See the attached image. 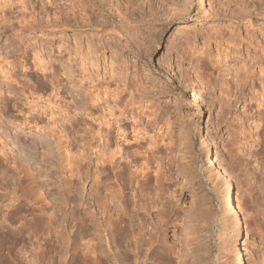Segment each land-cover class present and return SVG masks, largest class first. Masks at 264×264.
<instances>
[{
	"label": "rangeland",
	"instance_id": "374dc122",
	"mask_svg": "<svg viewBox=\"0 0 264 264\" xmlns=\"http://www.w3.org/2000/svg\"><path fill=\"white\" fill-rule=\"evenodd\" d=\"M30 1L37 7V12L41 10V2L46 3L50 14L37 15L36 10L28 3V12H36L37 15L35 29L30 25L26 29H20L15 23L16 19L13 20L15 14L8 12L9 10L5 14L10 21L13 20L15 29L22 30L26 44L42 45L43 55L53 69L39 73L35 72V68L27 69L26 72L17 67L12 69L19 76L17 82H12L14 93L7 91L8 86L1 82L3 78L0 76V154L2 155L5 148L2 146L7 143L5 151L8 152V157H12L10 174H16L14 166L26 165L25 168L32 175V183L19 198L22 190L16 184L17 179H0V197L6 191H9L10 196L16 195L12 209L18 210L10 222L3 219V214L9 212L8 208H3L0 212V226L3 224L4 230L9 227L14 233L24 228L27 236L25 243L17 245L20 264H59V254L64 246V239L68 237V264H72V253L77 255L76 249L88 253V248L95 243L108 252L109 264L125 262L123 255H120L123 247L117 245L116 237L114 238L111 231L113 226L109 227L107 222H103L109 217L108 214L114 220L117 218L120 204L112 197V190L119 188L117 177L111 175L108 179L111 186L106 197L109 213L106 214L107 217L98 214V217L101 215L98 223V217H93L92 220L89 218L91 212L99 211L96 196L93 195L94 190L92 191L94 179L85 178L84 175L80 180L79 174L73 177L70 169L74 164H68L69 161L74 162L75 158L76 161L79 160V156L83 154L81 151L84 144L90 139L89 129L100 127L98 121L85 112V105L89 101L85 89H90L92 84L82 86L78 81L70 84L64 78L62 83L66 84L68 81L70 86L66 91L53 78V72L61 70V66H69V63L77 67L78 78L88 79L89 73L90 78L103 84H100L103 88L110 86L108 104L115 106V114L124 119L123 126L130 133L127 143L134 139L131 141L132 149L127 147L123 152L124 158H121L122 161L120 159L122 165L130 167V170L137 167L132 163V156L129 157L127 153L129 149L140 152L138 155L142 156V160L149 158L152 161L148 166L150 169L144 168L146 171L150 170L149 176L152 174L149 183L143 182L138 186L122 185L128 198L130 214L133 215L134 226L138 227L141 220H146V227L150 226L146 231H153L158 236V239L155 238L163 242H157L159 245L156 250L159 252L161 249L157 256L159 258L151 256L147 263L154 264L156 260L155 264L163 261L162 264H191L198 254L201 260H197L202 261V264H234L236 250L240 248L245 254L244 264H264V75L260 71L264 59L258 60L257 54L260 53L256 54L253 46L248 47L254 34L264 43V0H206L204 6L197 0ZM16 7L15 10H21L19 6ZM241 10L251 21L248 18L240 17V21L236 17L230 18L231 11L235 14L238 12V16ZM3 14L4 11L0 9V15ZM27 15L29 16L28 13ZM2 21L0 19V62L8 66V62L15 60L11 63L15 67L20 55L15 45L18 44V37L9 25L11 22L4 25ZM232 27L242 30L239 37L241 40L246 38V41L239 40L235 46L237 51L233 48L232 54L226 56L223 49H228L227 43L220 39L218 33L219 30L223 31L228 37ZM246 27L250 28L249 32ZM77 41L83 45L77 44ZM51 42L55 43L54 48L45 45ZM63 43L71 48L70 54L67 50L59 52L57 46ZM89 44L94 48L100 46V49L106 50L108 56L113 57L116 80L112 78L106 83L111 73L103 65L87 64L88 72L80 70L82 52L88 49ZM255 45L258 46L256 41ZM208 54L210 59L206 56ZM249 54L253 57V61L248 62L250 70L255 72H251L252 75L243 72L245 70L240 62L244 57L249 58ZM69 57L71 60L68 61ZM33 58L32 51V61L29 63L31 66ZM71 85H74L73 89ZM192 86L201 95L200 112L198 107L191 104L192 98L187 89ZM22 88L26 91L23 92ZM119 90L122 91L121 96L116 97ZM25 92L27 95L31 93L28 98ZM99 114L101 112L97 111L95 115ZM25 118L28 124L22 125ZM6 122L10 124L9 130L13 132L17 126L22 127L23 139L27 141L42 137L44 143L48 142L45 146L50 149L48 155L44 156L46 159L43 157L45 161L41 165L37 163L39 160L26 154L12 142V131L10 136L4 133L7 129ZM46 126L50 127L47 129ZM50 128L63 133L59 132L62 136V149L55 144L56 139L50 136ZM134 128L138 131L142 129L139 132L142 136L139 139L141 143H135ZM104 129L105 125L102 126V130ZM202 135L209 138L213 156L231 182L236 203V219L226 210L222 193L224 179L214 167H206L204 160L199 157ZM149 147L150 152H147ZM85 153L88 150L85 149ZM72 157L75 158L72 160ZM87 170L93 173L95 166L89 168L86 161L81 171ZM68 183L76 186L78 184V191L75 188L77 192H67ZM144 203L148 204L146 211L142 209ZM56 211L65 216V221L60 220L54 224L49 222L48 217ZM76 213H89L87 222L76 220ZM1 232L2 229L0 234ZM165 248L168 252L164 251ZM180 252L182 255H178ZM144 253L141 254V259ZM91 256L93 254L87 257H90L88 264H91Z\"/></svg>",
	"mask_w": 264,
	"mask_h": 264
},
{
	"label": "bare ground",
	"instance_id": "6f19581e",
	"mask_svg": "<svg viewBox=\"0 0 264 264\" xmlns=\"http://www.w3.org/2000/svg\"><path fill=\"white\" fill-rule=\"evenodd\" d=\"M198 3H200V5L204 6V4H206V0H197ZM51 1H49L50 3ZM31 6L34 8V10H36L37 12V7L35 6L34 3H32V1L30 0H0V9L1 11H4V14L3 15H0V19L3 20L2 22L4 23V25H6L8 22H11V24H9L11 27H12V30L14 29V34L15 36L18 37V41H16L18 44L15 43L16 47L18 48V50L20 51V55L18 57V60H17V64H15L16 66L14 67V64H11L13 63L12 61L11 62H8L7 65L12 67L13 68H9L8 66L2 64L0 62V76L1 78H3V81H1L2 83L5 82L6 85L8 86V89L7 91H9L10 93L13 92V83L14 81L17 82V72H15V70L13 71L12 69H17V68H21L23 69L25 72L27 69H33L35 68V72L36 73H39V71L41 72H50L51 69H53V66L52 64H49L47 62V60L45 59L44 55H43V47L42 45H35L34 46H37V47H34L33 46V43L32 44H26V37L24 38V36L22 35V30H20L21 28L23 29H26L28 28V26L30 25L31 27L33 26V28L35 29L34 26H37L36 22H38L37 20V15L39 14H42L43 16L47 15V13L49 14V11L48 10V5H46V3L44 2H41V10H39L37 12V15L34 13L32 14L31 12L29 13L28 11V6L30 4ZM52 3V2H51ZM16 6H19L20 7V11H17L15 10V7ZM17 8V7H16ZM240 8V7H239ZM50 9V8H49ZM243 9V8H242ZM9 10V11H8ZM11 10V11H10ZM33 10V9H32ZM86 10V9H85ZM230 10V9H229ZM234 10V9H233ZM12 12L14 13L15 15H13V20L16 19V24L17 26L19 25L20 26V29H15L16 26H14V22L13 20L11 19V21L9 20V18L6 16V12ZM243 11L245 12V10L243 9ZM7 12V13H8ZM17 12V13H16ZM87 12V11H86ZM188 12V10H187ZM244 12L242 13V10H241V16L237 15V13L235 14L234 11H231L230 13V18L233 19L234 17L236 18H239V21H240V17L241 18H248L247 20H250L249 16L247 17V14L244 15ZM27 13L29 14V16L27 15ZM180 13V12H179ZM247 13V12H246ZM249 13V11H248ZM239 14V13H238ZM50 15V14H49ZM56 15V14H55ZM89 15V14H88ZM250 15V14H249ZM29 18H28V17ZM41 16V15H40ZM42 16V18H43ZM48 16V15H47ZM87 16V15H86ZM251 16V15H250ZM91 17V16H90ZM89 17V18H90ZM252 17V16H251ZM41 18V19H42ZM45 18V17H44ZM43 18V19H44ZM84 18V17H83ZM86 18V17H85ZM235 18V19H236ZM42 19V21H43ZM57 19V18H56ZM87 19H88V16H87ZM245 19V20H246ZM252 19V18H251ZM49 20V19H48ZM86 20V19H85ZM242 21H245L243 19H241ZM57 21V20H56ZM90 21V19H89ZM251 21V20H250ZM248 21V22H250ZM1 22V23H2ZM247 22V21H246ZM245 22V23H246ZM57 23V22H56ZM252 23V22H251ZM250 23V24H251ZM39 24V23H38ZM46 24V23H45ZM51 24V23H50ZM61 24V23H60ZM66 24V23H64ZM247 24V23H246ZM249 24V23H248ZM8 25V26H9ZM57 25V24H56ZM255 25V24H254ZM264 25V24H263ZM39 26V25H38ZM47 26V25H46ZM59 26V25H58ZM226 26V25H225ZM224 26V27H225ZM247 26V25H246ZM252 26V25H251ZM260 26V25H259ZM48 27V26H47ZM53 27V26H52ZM261 27V26H260ZM264 27V26H263ZM226 28V27H225ZM247 28V31L249 32L250 28L249 27H246ZM213 29V28H212ZM228 29V28H227ZM7 30V29H6ZM214 30V29H213ZM223 30V29H222ZM264 30V29H263ZM2 31V30H1ZM42 31V30H41ZM230 32V35H228V37H226L225 33L220 32L219 30V37L220 39L223 41H226L227 43V46H228V49H223V54L225 52L226 56H229L232 54V49L234 48L236 50V47L237 46V43L240 42L239 40L240 37L239 35L241 34V31H238L237 30V27L236 28H231V30H229ZM13 32V31H12ZM21 32V33H20ZM228 33V34H229ZM1 34V33H0ZM210 34V33H209ZM217 34V33H216ZM249 34V33H248ZM251 34V33H250ZM255 35V34H254ZM252 36V39L250 40V43H248V47L250 46H253L254 47V50L256 51L255 53L257 54L258 52L260 54H257V59L258 60H263L264 59V43H262V39L260 41L259 37L256 38L255 36ZM262 35L264 36V32H262ZM251 36V35H250ZM217 37V36H216ZM242 37V36H241ZM12 38V37H11ZM14 38V37H13ZM12 38V39H13ZM82 38V37H81ZM207 38V37H206ZM210 38V37H209ZM208 38V39H209ZM212 38V37H211ZM245 38V37H243ZM246 39V38H245ZM245 39H242L244 41H246ZM256 39V40H255ZM10 40V39H9ZM45 40V39H44ZM77 40V39H76ZM81 40V39H80ZM241 40V42H242ZM7 41V40H6ZM46 41V40H45ZM243 41V42H244ZM255 41L256 43L258 44L255 45ZM13 42V41H12ZM34 42V41H33ZM36 43V42H34ZM77 44L79 43V41L76 42ZM102 43V42H101ZM208 43V42H207ZM82 44V42L79 43V45ZM94 44V43H93ZM263 44V45H262ZM45 45H47L49 48H54L55 46V43L51 42V43H46ZM83 45V44H82ZM81 45V46H82ZM96 45V44H94ZM104 45V44H103ZM109 45V44H108ZM14 46V42H13V45L12 47ZM11 47V45H10ZM15 47V46H14ZM13 47V48H14ZM98 47V46H97ZM95 47V48H97ZM100 47V46H99ZM97 48L95 49L94 46L91 44H89V46L87 47L88 49L86 51L83 50L82 52V67L80 68V70H83L84 73L88 72L87 71V64H91V66H99V65H103L105 66V69L108 70V73H111L110 75H108V78L106 79V81L109 79H112L115 78V75H117L115 72H114V68H113V62H112V58L113 57H110L107 55V52L106 50L104 49H100V48ZM113 47V46H112ZM224 47V46H223ZM222 47V48H223ZM57 48L59 49V52L63 53L65 50H67L68 52L71 50V48H69L68 46H66L64 43L63 45L62 44H58ZM78 48H80L78 46ZM77 48V50H78ZM82 48V47H81ZM107 49V47H105ZM251 48V47H250ZM76 49V48H75ZM248 49V48H246ZM113 50V49H112ZM240 50V49H238ZM249 50V49H248ZM14 51V50H12ZM33 51V55H34V61L32 62V66L30 65L31 62H30V57H31V53ZM108 51V50H107ZM237 51V50H236ZM250 51V50H249ZM248 51V52H249ZM72 52V50H71ZM115 54V52H113ZM205 53V52H204ZM209 53V52H208ZM70 54V52H69ZM81 54V53H80ZM207 54V52H206ZM255 54V55H256ZM1 55V54H0ZM78 55V54H76ZM251 54L248 55L249 58H242L240 59L241 61V65L242 67L244 68L245 71L243 72H246V74H251L252 72V69L250 70L249 68V60H252L253 61V57L250 56ZM81 56V55H80ZM115 56V55H114ZM207 58L210 59V55H206ZM209 56V57H208ZM110 57V58H109ZM213 57V56H212ZM241 57V56H240ZM118 58V57H116ZM6 59V58H5ZM3 59V60H5ZM111 59V61H110ZM255 59V58H254ZM2 60V59H1ZM71 60V57L68 58V61ZM115 59H113L114 61ZM214 60V59H213ZM239 60V59H238ZM32 61V60H31ZM218 61V60H217ZM255 61V60H254ZM5 62V61H4ZM30 63V64H29ZM217 63V62H216ZM251 63V62H250ZM264 63V62H263ZM64 64V63H63ZM116 64V63H115ZM221 64V63H220ZM219 64V65H220ZM30 65V66H28ZM120 65V64H119ZM112 66V68H111ZM214 66V65H213ZM8 67V68H7ZM17 67V68H16ZM62 68H60L61 70H58V71H55L53 72L52 74L54 75L53 78H55V80L58 82V84H61V88L63 90L66 89L69 90L70 86H68V81L71 83H76L75 81H78V82H81L82 86H84L85 84L87 83H90L92 84L91 85V88L86 90V93H87V96H88V99L89 101L87 102V105H85V109L87 111V114L89 116H91V118L95 121H98V125L100 126L98 129H95V128H90L89 129V137L90 139L88 140V142H86L84 144V147L85 145L87 144V147H83V150L81 152H83V154L81 153V157L79 156V160L76 161V158L74 159L73 157L71 158L72 160L74 159V162H68L69 166H71L72 164V167L70 169L71 173H72V176H78V178L80 179V177H82L83 179V176L85 175V178L87 177H91L92 179H94L93 181V187L94 189H92V191L95 193H93L94 197L96 196V203H98V206H99V211L97 210H94L93 213L91 214L90 213V216L89 218L92 220L93 217H98V214H101L103 216H105L106 214L109 213V208H108V201L106 199L107 197V191L109 189H111V186H109V181L108 179L110 178L111 175H113L114 177H117V182L119 183V188H114L112 190L113 192V196L114 197L113 199H115L119 204H120V208L118 210V213L117 214V218L114 220L113 216H111L110 214L109 217H106L105 218V221L103 222H107V225H109V227L113 226V230H111L113 232V236L114 238L116 239L115 241L118 242V246H120L122 248V250L120 251L121 254L120 255H123V261L124 264H148L147 261L151 258V256H153V258L156 256V258L158 259L159 257L158 254L160 255V250L158 252V250H156V247L157 245V242L159 240H157L158 236L156 237L155 236V233L153 234L152 232H148V230L146 231V229H148V227L150 226H147L146 227V224L144 223L145 221H142L140 223H138V227H135L134 226V223H133V215L130 214V207H129V204H128V198L126 197V194L125 192L123 191V187L122 185L123 184H126V185H134L136 184L138 186V184L140 185V183H149L150 182V176L152 177V174L149 176V171L150 170H145L144 168H149V164H150V161L151 159L147 158L146 160H142V156L141 155H138L140 152H138L136 149L134 150H130L132 149V142L133 140H130L129 143H127V140L129 138L128 137V131H127V127L125 128L123 125L124 123L123 122V118L122 117H118L116 114H115V111H114V107L110 106L108 103V98H107V95H109L111 93V91L109 90L108 87H105L103 88L101 85L100 82H96V79H93V78H90V74L88 73V79H84V78H78V74H77V67L75 66V64L73 63H69V66H61ZM236 67V66H234ZM109 68L111 69V71H109ZM123 68V67H122ZM122 68L120 70H122ZM217 68L218 65H217ZM221 69V68H220ZM228 69V68H227ZM235 69V68H234ZM57 70V69H56ZM217 70V69H216ZM123 71V70H122ZM228 71V70H227ZM260 71H261V74L264 75V65L260 67ZM19 73V72H18ZM226 73V72H225ZM255 73V72H252V74ZM258 73V72H257ZM17 74V75H16ZM251 74V75H252ZM260 74V75H261ZM48 75V74H47ZM51 75V74H50ZM119 75V74H118ZM245 75V74H244ZM245 75V76H247ZM249 75V76H251ZM19 77V76H18ZM38 77V76H37ZM252 77V76H251ZM66 78L68 81L66 84L62 83L63 79ZM89 78H90V81H89ZM124 78V77H123ZM237 78V77H236ZM245 78V77H244ZM255 78V77H254ZM122 79V78H121ZM238 79V78H237ZM246 79V78H245ZM85 80L86 82L84 83ZM123 80H126V79H123ZM106 82V83H109V82ZM246 81V80H245ZM13 82V83H12ZM55 82V81H54ZM66 82V81H65ZM248 82V81H247ZM263 83V82H262ZM101 84V85H100ZM119 85V84H118ZM2 86V84H1ZM72 86V89L74 88V85H71ZM263 89H264V84L262 85ZM12 87V88H11ZM59 87V86H58ZM119 87V86H118ZM121 89V88H120ZM24 89L22 88V91ZM78 90V89H77ZM124 90V89H123ZM2 91V90H1ZM20 91V90H19ZM26 91V90H24ZM23 91V92H24ZM187 91L189 92L190 94V97L192 98L191 100V104L198 107L199 109V112L201 111L200 110V100H201V95L200 93L197 91V89L195 87H189L187 89ZM22 92V93H23ZM115 92V90H114ZM119 92L117 96H121V90L117 91ZM26 93V92H25ZM31 94V93H30ZM29 94V95H30ZM7 95V94H6ZM27 95V93H26ZM26 98H28V96ZM114 95V94H113ZM9 96V95H7ZM115 96V95H114ZM6 97V96H5ZM4 98V97H3ZM9 98V97H8ZM11 98V97H10ZM115 98V97H114ZM85 99V98H84ZM87 99V98H86ZM264 100V99H262ZM260 101V100H259ZM262 102V101H261ZM37 103V102H36ZM264 103V102H263ZM6 104V102H5ZM4 104V105H5ZM15 104V103H14ZM8 106V104H6ZM37 105V104H36ZM114 105V104H113ZM13 106V105H12ZM118 106V105H117ZM34 107V106H33ZM15 108V107H14ZM10 110V109H9ZM34 110V109H33ZM92 110V111H91ZM3 111V110H2ZM69 111V110H67ZM97 111H100L101 114L99 115H95ZM5 112V111H4ZM66 112V111H65ZM75 112V111H74ZM124 111L122 110L121 114H123ZM53 115V113H52ZM51 115V116H52ZM67 116L69 114H66ZM19 116V115H18ZM23 117V116H22ZM26 119V118H25ZM126 119V118H125ZM16 120V119H15ZM21 120V119H20ZM24 121V120H23ZM27 119L24 121L25 123L22 122V125L23 124H28L27 122ZM56 121V120H55ZM83 121V119H82ZM12 122V121H10ZM20 122V121H19ZM29 122V121H28ZM50 122V121H49ZM54 122V121H53ZM57 122V121H56ZM21 123V122H20ZM30 124V123H29ZM259 124V123H258ZM10 124H7L6 122V127L7 129H5L6 131L4 133H6L7 135L10 136V134L13 132V130H9ZM37 125V124H36ZM105 125V129L102 130V126L104 127ZM128 125V124H127ZM39 126V125H38ZM129 126V125H128ZM138 126V125H137ZM36 127V126H35ZM42 127V126H41ZM39 127V128H41ZM47 127V126H46ZM50 126L47 127V129L49 128ZM55 127V126H54ZM136 127V126H134ZM43 128V127H42ZM57 128V127H55ZM55 128H50L49 133L51 134L50 136L54 137L56 139V143L58 148L60 147L61 148V145L63 144L62 143V140L60 139L62 136L59 134L58 130L56 131ZM45 129V128H43ZM87 129V128H86ZM21 130H22V127H18L16 128V130H14L15 132H13L14 134V137L12 138V142H14V144H16L20 150H22L23 152H25L26 154L30 155L31 157L33 158H36L37 159V163L38 164H42L43 161H45V157L46 155H48V151L49 149L47 148V146H45L46 143H44V141L42 140V137L39 139V138H33L32 140L30 141H27V139H23V136H22V133H21ZM137 129L134 128L133 132L135 133L133 137H135V143H141V141L139 140L140 137H142L140 135V130L142 131V129H139V131L137 132L136 131ZM12 131V132H11ZM88 131V130H86ZM43 132V131H42ZM63 132V131H62ZM61 133V132H60ZM44 134V133H43ZM63 134V133H61ZM130 134V133H129ZM45 138V137H44ZM86 138V136H85ZM54 139V140H55ZM61 141H60V140ZM64 139V138H63ZM66 139V138H65ZM142 139V138H141ZM86 140V139H85ZM132 141V142H131ZM140 141V142H139ZM5 144V143H4ZM53 144V143H51ZM135 144V145H136ZM155 144V143H154ZM6 145L7 143L5 144V146H2L5 147L3 152H2V155L0 156V174H1V177L0 179H8L9 177L11 178H14L15 180L17 179V183L18 184L17 186H19V189L22 190V194L21 195H18V198L19 197H22L25 193H26V189L27 187L32 183V175H31V172L29 170H27V167L26 165H23V166H14V169L13 170H16V174H13L11 173L10 174V167H11V164L12 163L11 161V156L8 157V152H6ZM48 145V144H47ZM60 145V146H59ZM125 145V146H124ZM140 146V144H138ZM200 155L199 157L202 158V161L204 160V164L206 165V167H211V168H215V170L217 171V173L220 175L221 178L224 179V182H225V186L223 187L222 189V193H223V200L225 202V205H226V210H227V213L233 217V218H237V212L235 210V201H234V197H233V188L231 186V182L230 180L228 179V176L226 175V172L225 170L223 169V167H221L216 159L214 158L213 156V149L211 148V144L209 142V138L207 136H204L202 135L201 139H200ZM49 146V145H48ZM56 146V145H55ZM64 146V145H63ZM81 146V145H80ZM124 146V147H123ZM153 146V145H152ZM127 147H131L127 153H129V157L132 156V163H134L137 167L135 170H130L131 168L130 167H125L122 165V162H120V159L124 158L123 156V152L127 149ZM151 147V146H150ZM147 148V152L148 150L150 149ZM67 148V147H66ZM64 149V147H63ZM82 149V148H81ZM85 149L88 150V153L86 154L85 153ZM154 149V147H153ZM152 149L153 153L155 152L154 150ZM158 149V148H157ZM156 149V150H157ZM12 150V149H11ZM59 150V149H58ZM66 150V149H65ZM146 151V150H145ZM58 152V151H57ZM62 152V151H61ZM150 152V150H149ZM24 153V154H25ZM63 153V152H62ZM79 153V152H78ZM152 153V152H151ZM150 153V154H151ZM141 154V153H140ZM149 154V155H150ZM49 155H50V152H49ZM45 156V157H44ZM70 156V154H69ZM141 156V157H140ZM151 156V155H150ZM45 159H44V158ZM48 157V156H47ZM77 157V156H76ZM153 158V156H151ZM66 158V157H65ZM35 159V161H36ZM121 159V161H122ZM141 159V160H140ZM67 160H70L69 158ZM140 160V162H139ZM64 161V160H63ZM76 161V162H75ZM87 161V165L89 166V168L95 166V171L92 173L85 171H81V168H83V165H84V162ZM142 161V162H141ZM14 162V161H13ZM152 162V161H151ZM36 163V162H35ZM62 163V162H61ZM131 163V164H132ZM141 163V164H140ZM10 164V165H9ZM67 164V163H66ZM67 164V165H68ZM133 164V165H134ZM44 165V164H43ZM76 165V166H75ZM140 165V167L138 166ZM10 166V167H9ZM66 166V165H65ZM64 166V167H65ZM151 166V165H150ZM42 167V166H41ZM66 168V167H65ZM140 170H138V169ZM30 173H29V172ZM152 173V172H150ZM36 176V175H35ZM38 176V175H37ZM158 176V175H157ZM161 176V175H160ZM8 177V178H7ZM10 178V179H11ZM40 178V177H39ZM13 179V180H14ZM80 179V180H82ZM78 180V181H80ZM158 180H161V179H158ZM8 182V181H7ZM36 181H34L35 183ZM69 184V183H68ZM142 185V184H141ZM145 185V184H144ZM78 186V184H77ZM77 186L74 184V183H71L68 185V188H67V192H77L78 191V188ZM143 186V185H142ZM34 188V187H33ZM77 191H76V189ZM17 190V189H16ZM79 190H80V187H79ZM19 191V190H18ZM140 191V189L138 190ZM142 191V190H141ZM7 192V191H6ZM4 193L1 197H0V212L3 210V208H8L9 209V212L8 213H5L3 214V219L5 221H8L10 220V222L14 219L15 217V212L18 211H14L12 209V207H14V201H16V195L15 196H10L11 194L10 193ZM15 192V191H14ZM111 192V193H112ZM34 193V192H33ZM71 193V194H72ZM19 194V193H18ZM36 194V193H34ZM69 194V193H68ZM77 194V193H76ZM73 195V194H72ZM92 195V193H91ZM146 195V194H145ZM138 196V195H137ZM74 197V196H73ZM78 197V196H77ZM142 197V196H141ZM145 197V196H144ZM155 198V197H154ZM158 198V197H157ZM8 200V201H7ZM157 200V199H156ZM7 201V202H6ZM18 201V200H17ZM148 201V200H147ZM6 202V203H5ZM67 202V201H66ZM148 203V202H147ZM147 203H144V205L140 206L142 207L143 210L146 211L147 209ZM67 205V204H66ZM93 205V204H92ZM150 205V204H149ZM91 206V205H90ZM97 206V205H96ZM147 206V207H146ZM95 207V206H94ZM152 207V206H151ZM11 208V209H10ZM20 208V207H19ZM93 208V207H92ZM24 209V208H23ZM95 209V208H94ZM118 209V208H117ZM163 209V208H162ZM149 210V208H148ZM166 211V210H165ZM161 213V211H160ZM54 215H51L48 217L49 219V222L50 223H56L60 220H63L65 221V216H62L60 214H58V212L56 211L55 213H53ZM89 214V213H88ZM88 214H82V213H76L74 214L76 220L80 221L81 223H85L87 222V219H88ZM159 214V213H158ZM101 215H99L98 217V223H99V220L101 219ZM161 216V215H160ZM40 217L43 218V215H41ZM116 217V216H115ZM141 217V216H140ZM74 218V219H75ZM103 218V220H104ZM144 218V217H143ZM139 219V218H138ZM145 219V218H144ZM159 219V218H158ZM161 219V218H160ZM95 220V218L93 219ZM96 221V220H95ZM94 221V222H95ZM140 221V220H139ZM165 222V221H164ZM101 223V222H100ZM147 223V222H146ZM106 225V224H105ZM158 225V224H157ZM4 226L2 224V226H0V229H2V232L0 234V264H14V263H18L20 264V260L18 258H20V255L18 257V252H17V245L22 243V242H26L27 240V236L25 234V230L24 228H21V229H18L16 233L14 232H11V230L9 229V227H6L7 229L4 230ZM100 226V225H99ZM102 226V225H101ZM162 226V225H161ZM97 227V225H96ZM103 227V226H102ZM108 227V226H107ZM158 227H160L158 225ZM158 227H155L158 228ZM98 228V227H97ZM110 228V229H112ZM164 228V227H163ZM109 229V228H108ZM160 228H158L157 230H159ZM151 230V229H150ZM149 230V231H150ZM161 230V229H160ZM105 231V230H104ZM159 232V231H157ZM158 234V233H157ZM112 236V237H113ZM157 239H156V238ZM161 237V236H160ZM161 240V239H160ZM203 240V239H202ZM160 242V241H159ZM161 244L163 243L162 241L160 242ZM160 244V245H161ZM69 245H70V238H65L64 239V246L62 247L61 251H60V254H59V264H68V255H69ZM202 245V244H201ZM165 246V245H163ZM168 245H166L167 247ZM171 247V246H170ZM77 248V247H75ZM161 248V247H160ZM201 248V247H200ZM158 249V248H157ZM164 249V248H163ZM170 249V248H169ZM171 249H174L171 247ZM198 249V247H197ZM236 249V248H235ZM167 248H165L164 251H166ZM175 250V249H174ZM176 251V250H175ZM195 251V250H194ZM196 251H201V250H196ZM77 252V255L76 253H72V264H88V261L90 260V257L89 259L87 258L88 256H90L91 254H93L92 257V261L91 264H109L108 263V259L107 258V255H108V252L106 253L105 250L99 248V244L98 243H95L93 244L91 247L88 248V253L86 252H83L82 250H78L76 249ZM145 252V253H144ZM156 252V253H155ZM163 252V251H161ZM168 252V250L166 251ZM170 252V251H169ZM177 252V251H176ZM202 252V251H201ZM79 253H81V255H79ZM91 253V254H90ZM144 253V257L141 259V254ZM172 253V252H171ZM175 253V252H174ZM194 253V252H193ZM191 254V257L193 256L194 257V254ZM203 253V252H202ZM164 254V253H163ZM166 254V253H165ZM181 252L178 254L180 255ZM186 254V253H185ZM236 256L234 257V264H244V259H245V254L243 253V251L238 248L236 250ZM74 255V256H73ZM88 255V256H86ZM167 255V254H166ZM170 255V254H169ZM173 255V253H172ZM171 255V256H172ZM182 255V254H181ZM201 255V254H200ZM183 256H184V252H183ZM181 256V257H183ZM186 256H188L186 254ZM162 257V256H160ZM166 257H170V256H166ZM164 257V258H166ZM192 257V258H193ZM202 257V256H201ZM172 258V257H171ZM199 258L198 254L195 255V258H194V262L192 263H195V264H202V261L201 258H199L200 260H197ZM203 258V257H202ZM162 259V258H161ZM170 259V258H169ZM73 260H74V263H73ZM168 260V259H167ZM171 260V259H170ZM192 260V259H191ZM148 261V262H149ZM89 262V263H90ZM154 262V261H153ZM156 262V260H155ZM154 262V264H155ZM159 262V261H158ZM164 262V261H163ZM162 262V263H163ZM172 262V261H171ZM170 262V263H171ZM22 263V262H21ZM161 263V264H162ZM181 263V262H180ZM191 263V264H192ZM23 264V263H22ZM165 264H168V263H165Z\"/></svg>",
	"mask_w": 264,
	"mask_h": 264
}]
</instances>
